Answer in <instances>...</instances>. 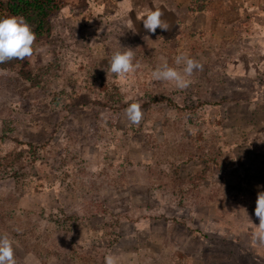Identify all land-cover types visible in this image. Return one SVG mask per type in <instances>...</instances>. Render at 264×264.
I'll return each mask as SVG.
<instances>
[{"label": "rangeland", "instance_id": "1", "mask_svg": "<svg viewBox=\"0 0 264 264\" xmlns=\"http://www.w3.org/2000/svg\"><path fill=\"white\" fill-rule=\"evenodd\" d=\"M62 5L23 68L0 69V235L17 264H264V0ZM158 7L170 28L152 33L136 17ZM127 48L140 68L108 75ZM180 54L203 65L187 89L152 78Z\"/></svg>", "mask_w": 264, "mask_h": 264}, {"label": "clouds", "instance_id": "2", "mask_svg": "<svg viewBox=\"0 0 264 264\" xmlns=\"http://www.w3.org/2000/svg\"><path fill=\"white\" fill-rule=\"evenodd\" d=\"M164 16L161 8L146 11L142 15L136 17L137 20H143V26L146 30L155 33L157 28L168 30L170 24L162 19ZM127 28L136 31L134 24H128ZM36 35L31 26L23 17H4L0 18V64L12 60H25L33 54V44ZM135 53L132 48L126 51H115L106 68L107 74H114L120 78H126L130 74H134L139 68L140 63L134 61ZM175 64L180 67L169 66L167 61H163L152 72V78L156 81H166L174 85L178 90H185L191 84L190 77L194 71H202L203 65L185 54L175 57ZM127 119L133 125H139L143 119L141 104L133 102L128 105L125 110ZM195 134V129H190ZM264 141V139H260ZM255 215L259 219L256 228L252 234L254 243L264 244V192L258 194ZM14 240L7 234L0 235V264H17L14 257ZM105 264H118V258L108 254L105 256Z\"/></svg>", "mask_w": 264, "mask_h": 264}, {"label": "trees", "instance_id": "3", "mask_svg": "<svg viewBox=\"0 0 264 264\" xmlns=\"http://www.w3.org/2000/svg\"><path fill=\"white\" fill-rule=\"evenodd\" d=\"M63 3L64 0H0V18H3L5 14L23 17L31 26L37 40L50 34L53 28L52 18L60 11ZM241 15L240 13L239 24L244 25ZM257 16L258 14L253 15V17ZM247 19H252V17L247 16ZM26 61L27 59H14L0 64V69L14 70L17 67L23 68V64ZM25 143L23 142V144ZM30 145L34 149L38 148L33 146V144Z\"/></svg>", "mask_w": 264, "mask_h": 264}, {"label": "crops", "instance_id": "4", "mask_svg": "<svg viewBox=\"0 0 264 264\" xmlns=\"http://www.w3.org/2000/svg\"><path fill=\"white\" fill-rule=\"evenodd\" d=\"M251 252V250H249Z\"/></svg>", "mask_w": 264, "mask_h": 264}]
</instances>
